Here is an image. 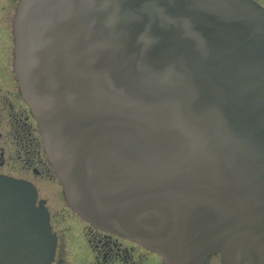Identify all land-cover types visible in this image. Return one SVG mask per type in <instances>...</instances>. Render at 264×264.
<instances>
[{
	"label": "water",
	"instance_id": "1",
	"mask_svg": "<svg viewBox=\"0 0 264 264\" xmlns=\"http://www.w3.org/2000/svg\"><path fill=\"white\" fill-rule=\"evenodd\" d=\"M15 69L64 195L165 264H264V8L20 0ZM36 191L0 176V264H50Z\"/></svg>",
	"mask_w": 264,
	"mask_h": 264
},
{
	"label": "flooded vegetation",
	"instance_id": "2",
	"mask_svg": "<svg viewBox=\"0 0 264 264\" xmlns=\"http://www.w3.org/2000/svg\"><path fill=\"white\" fill-rule=\"evenodd\" d=\"M14 12L12 11V14ZM8 22L7 29L9 32L10 27L8 34L11 42L10 65L8 64L5 72L0 68V129L2 130H0V175L23 180L32 185L34 183L28 178L14 177L10 174L31 175L36 178L56 181L43 149L37 123L20 94L19 82L13 68L15 45L12 36V17L10 21L8 18ZM6 99L9 101L8 106L10 107H7V110ZM16 107L19 109H15ZM10 111L12 116H16V120L6 123ZM8 172L11 173L8 174ZM87 232L93 238L89 239V242L96 241L92 249L96 251L98 264H146L149 260L147 259L148 255L152 256L154 261L159 257L135 242L96 230L90 225Z\"/></svg>",
	"mask_w": 264,
	"mask_h": 264
},
{
	"label": "rangeland",
	"instance_id": "3",
	"mask_svg": "<svg viewBox=\"0 0 264 264\" xmlns=\"http://www.w3.org/2000/svg\"><path fill=\"white\" fill-rule=\"evenodd\" d=\"M18 1L0 0V68L3 72L7 70L8 64L10 65L11 42L8 34L10 27L9 32L7 29L8 18L10 21L12 17L13 21L14 14H12V11L16 10ZM253 1L264 7V0ZM8 103L9 101L6 99V110L7 107L10 108ZM15 109L19 108L16 107ZM11 114L12 112L10 111L9 116L6 118V123L16 120V116H12ZM10 173L8 172V174ZM10 175L14 177H26L34 183L38 194L37 202L48 211L52 232L57 237L56 252L51 264H98L96 251L92 249L96 241L89 242V239H93L92 235H88L87 232L89 225L71 209L63 195L60 183L55 180L36 178L31 175L20 176L14 175V173ZM157 258L154 261L152 256L148 255L147 259L149 260L146 264H165L162 257ZM205 264H222L220 255L215 254L211 256Z\"/></svg>",
	"mask_w": 264,
	"mask_h": 264
}]
</instances>
